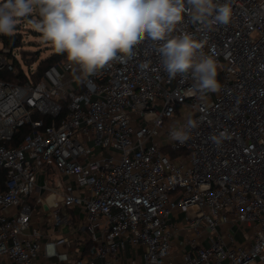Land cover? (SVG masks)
Masks as SVG:
<instances>
[{"label":"built area","instance_id":"1","mask_svg":"<svg viewBox=\"0 0 264 264\" xmlns=\"http://www.w3.org/2000/svg\"><path fill=\"white\" fill-rule=\"evenodd\" d=\"M229 3L228 25L178 26L218 62L205 95L147 39L94 76L65 55L34 80L0 37V72L26 75L0 77V264H264V0Z\"/></svg>","mask_w":264,"mask_h":264},{"label":"clouds","instance_id":"2","mask_svg":"<svg viewBox=\"0 0 264 264\" xmlns=\"http://www.w3.org/2000/svg\"><path fill=\"white\" fill-rule=\"evenodd\" d=\"M34 12L37 18H32ZM186 14L193 23L210 29L228 25L233 11L229 0H0V35L12 36L18 22L28 18L42 40L56 53L66 54L84 77L96 75L114 60L131 59L133 49L147 39L159 52L170 79L190 75L192 93L219 92L218 62L204 53V42L178 28ZM197 127L191 117L183 124L178 121L170 139L184 144ZM228 138L221 132L209 139L219 147Z\"/></svg>","mask_w":264,"mask_h":264},{"label":"trees","instance_id":"3","mask_svg":"<svg viewBox=\"0 0 264 264\" xmlns=\"http://www.w3.org/2000/svg\"><path fill=\"white\" fill-rule=\"evenodd\" d=\"M18 29V27H17ZM2 38L3 42L9 45L12 48L20 47L22 46V41H21V32L15 31V33L12 36H5V35H0ZM19 51L21 53L22 60L26 64H31L35 62L38 59L39 52L36 51L34 52V55H31L28 57V51L27 50H22L21 47L19 48ZM66 54H58L55 52H51L49 55H47L44 58L38 59V61L35 64V71L31 74V77L36 80L39 76V74L42 72L44 68H46L50 64H58V62L64 57ZM0 77L11 80V81H22L26 78V75L24 72L20 70L16 75H13L12 73H8L6 71L0 72ZM28 131V128H22L20 133L17 135V138L14 142L17 143V140L20 139V137Z\"/></svg>","mask_w":264,"mask_h":264},{"label":"rangeland","instance_id":"4","mask_svg":"<svg viewBox=\"0 0 264 264\" xmlns=\"http://www.w3.org/2000/svg\"><path fill=\"white\" fill-rule=\"evenodd\" d=\"M32 18H37L35 12L32 14ZM15 31L21 32L22 46L20 47L22 50L28 51L27 52L28 57H30L31 55H34V52L38 51L39 52L38 59H41V58L46 57L47 55H49L51 52L54 51V48L49 43H46L42 40V34L34 29L33 25L28 22V18H22L18 22ZM1 47L2 46L0 45V48ZM19 48L16 47L15 50L20 54L19 60L23 61ZM38 59L35 61V64L38 61ZM23 67L25 70H27L26 64H23ZM191 113H192L191 110L187 107H184L180 110L181 116H189ZM101 262L102 261L100 260V261H97L96 263L100 264Z\"/></svg>","mask_w":264,"mask_h":264},{"label":"crops","instance_id":"5","mask_svg":"<svg viewBox=\"0 0 264 264\" xmlns=\"http://www.w3.org/2000/svg\"><path fill=\"white\" fill-rule=\"evenodd\" d=\"M173 240H174V242H173L172 249H173V251L176 252L179 249V247H180V245H179L180 239L178 241L176 239H173Z\"/></svg>","mask_w":264,"mask_h":264}]
</instances>
